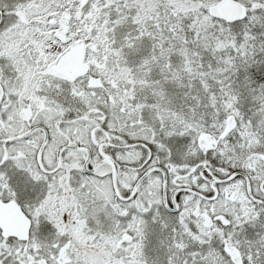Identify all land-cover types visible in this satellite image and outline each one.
<instances>
[{
	"label": "snow or ice",
	"instance_id": "6c2138e0",
	"mask_svg": "<svg viewBox=\"0 0 264 264\" xmlns=\"http://www.w3.org/2000/svg\"><path fill=\"white\" fill-rule=\"evenodd\" d=\"M0 264H264V0H0Z\"/></svg>",
	"mask_w": 264,
	"mask_h": 264
}]
</instances>
